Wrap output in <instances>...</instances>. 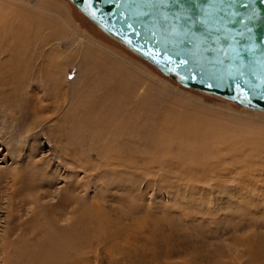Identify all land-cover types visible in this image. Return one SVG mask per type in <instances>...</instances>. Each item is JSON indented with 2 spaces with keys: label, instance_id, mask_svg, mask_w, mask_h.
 Returning a JSON list of instances; mask_svg holds the SVG:
<instances>
[{
  "label": "rangeland",
  "instance_id": "rangeland-1",
  "mask_svg": "<svg viewBox=\"0 0 264 264\" xmlns=\"http://www.w3.org/2000/svg\"><path fill=\"white\" fill-rule=\"evenodd\" d=\"M0 16L22 44L0 56V264H264L263 112L164 76L70 0Z\"/></svg>",
  "mask_w": 264,
  "mask_h": 264
},
{
  "label": "water",
  "instance_id": "water-1",
  "mask_svg": "<svg viewBox=\"0 0 264 264\" xmlns=\"http://www.w3.org/2000/svg\"><path fill=\"white\" fill-rule=\"evenodd\" d=\"M71 1L178 84L264 110V0Z\"/></svg>",
  "mask_w": 264,
  "mask_h": 264
},
{
  "label": "bare ground",
  "instance_id": "bare-ground-1",
  "mask_svg": "<svg viewBox=\"0 0 264 264\" xmlns=\"http://www.w3.org/2000/svg\"><path fill=\"white\" fill-rule=\"evenodd\" d=\"M70 2H72L71 0H70ZM83 14V13H82ZM84 15V14H83ZM29 16V15H28ZM28 16H26V17H28ZM85 16V15H84ZM1 17V16H0ZM25 17V16H24ZM25 17V18H26ZM86 18H88L87 16H85ZM29 18V17H28ZM27 19V18H26ZM89 19V18H88ZM3 20V19H2ZM90 20V19H89ZM1 21V20H0ZM6 21V20H5ZM27 21V20H26ZM91 21V20H90ZM28 22V21H27ZM92 22V21H91ZM2 23V22H1ZM93 23V22H92ZM4 26V25H3ZM7 26V25H6ZM2 31V30H1ZM103 32V31H102ZM11 33V32H10ZM10 33H7V34H1V35H5L6 36V38L5 37H0V44H2L1 45V49H0V56H5L7 53H8V51H9V47H12V46H21L22 47V44L18 41V40H20L21 41V39L18 37V39H17V36H14V37H12V40L14 39H16V43H15V41H14V43H15V45H14V43H13V45H12V42H11V40H10V38H11V36L12 35H14V34H10ZM103 33H105V32H103ZM106 34V33H105ZM107 35V34H106ZM107 36H109V35H107ZM28 38V35L26 34L25 36H24V38ZM109 37H111V36H109ZM29 39V38H28ZM84 41H89V40H87V39H85V38H82ZM111 39H113V40H115V41H118V40H116L114 37H111ZM119 42V41H118ZM120 43V42H119ZM17 50V49H16ZM16 50L14 49L13 51H15L16 52ZM20 50H22L21 48H20ZM18 51V56L22 53V52H20L19 51V49L17 50ZM13 53V52H12ZM136 54V53H135ZM137 55V54H136ZM13 56H14V54H13ZM138 56V55H137ZM139 58H141L140 56H138ZM17 57L15 56L14 57V59H16ZM11 59V58H10ZM13 58L11 59L12 61H15ZM143 61H145L143 58H141ZM147 62V61H146ZM148 63V62H147ZM11 71V70H10ZM5 76V75H4ZM187 88V87H186ZM253 111H255V112H263L264 113V110H254L253 109Z\"/></svg>",
  "mask_w": 264,
  "mask_h": 264
},
{
  "label": "snow or ice",
  "instance_id": "snow-or-ice-1",
  "mask_svg": "<svg viewBox=\"0 0 264 264\" xmlns=\"http://www.w3.org/2000/svg\"><path fill=\"white\" fill-rule=\"evenodd\" d=\"M91 15H93V16H94V15H95V13H91ZM70 78H71V77H70Z\"/></svg>",
  "mask_w": 264,
  "mask_h": 264
}]
</instances>
